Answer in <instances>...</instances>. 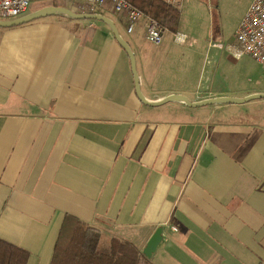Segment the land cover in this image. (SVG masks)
Segmentation results:
<instances>
[{"label": "crops", "instance_id": "1", "mask_svg": "<svg viewBox=\"0 0 264 264\" xmlns=\"http://www.w3.org/2000/svg\"><path fill=\"white\" fill-rule=\"evenodd\" d=\"M33 23L0 26V238L50 264L72 214L141 252L161 228L152 257L171 260L155 264H264V125L239 118L249 102L147 105L106 24ZM121 35L147 100L241 98L205 90V51L173 32L151 47Z\"/></svg>", "mask_w": 264, "mask_h": 264}, {"label": "rangeland", "instance_id": "2", "mask_svg": "<svg viewBox=\"0 0 264 264\" xmlns=\"http://www.w3.org/2000/svg\"><path fill=\"white\" fill-rule=\"evenodd\" d=\"M181 6L180 23L178 31L188 37V43L196 45L205 51V90H219L236 97H247L257 94V90L264 89V69L250 55L241 59L233 58L226 50H218L209 46L211 42L220 41L224 44L234 39L240 21L252 0H178ZM59 4L68 7L74 12L81 13L80 4L75 0H33L27 12L31 13L45 6ZM111 18L121 34L130 42H137L148 47L152 43L146 39L142 32V19L136 25L133 33H128L123 16L117 12L99 10ZM33 20V24H47L57 20L61 25L81 27L85 31L89 24H96L107 28L105 23L94 19H75L66 15H50ZM73 30V29H72ZM183 60V57H180ZM177 61L165 62L176 66ZM252 93V94H251ZM249 94V95H248ZM244 108L247 112L240 116L243 121L255 122L264 125V99H252ZM152 264L170 258L160 257V250L154 257L149 258Z\"/></svg>", "mask_w": 264, "mask_h": 264}, {"label": "trees", "instance_id": "3", "mask_svg": "<svg viewBox=\"0 0 264 264\" xmlns=\"http://www.w3.org/2000/svg\"><path fill=\"white\" fill-rule=\"evenodd\" d=\"M130 2L146 15L157 19L169 31L178 32L180 11L166 0ZM29 256L27 249L0 238V264H27ZM50 264L152 263L132 242L108 235L77 216L67 214L60 227Z\"/></svg>", "mask_w": 264, "mask_h": 264}, {"label": "built area", "instance_id": "4", "mask_svg": "<svg viewBox=\"0 0 264 264\" xmlns=\"http://www.w3.org/2000/svg\"><path fill=\"white\" fill-rule=\"evenodd\" d=\"M33 0H0V19L18 18L25 15ZM74 1V0H73ZM80 4L82 12L106 11L117 12L123 16L128 33H133L139 20L142 19V32L153 44H161L169 30L157 19L146 15L133 5L130 0H75ZM173 7H180L178 0H166ZM176 42L185 43L187 35L173 33ZM210 47L226 50L233 58L241 59L245 55L252 56L264 69V0H252L242 18L234 39L224 44L220 41L210 43Z\"/></svg>", "mask_w": 264, "mask_h": 264}, {"label": "water", "instance_id": "5", "mask_svg": "<svg viewBox=\"0 0 264 264\" xmlns=\"http://www.w3.org/2000/svg\"><path fill=\"white\" fill-rule=\"evenodd\" d=\"M50 15H66L75 19H94V20H99L105 23L112 31V33L115 36V39L117 42L122 46V48L126 51L128 54L130 61H131V67H132V72L134 76V81H135V88L137 95L142 102H144L147 105L151 106H158L167 102H173V101H181L184 102L187 105L193 106V107H198L201 105H208V104H214V103H222V104H242L246 103L248 101H251L252 99H264V94H253L244 98H234V97H218V98H213V99H208L205 101L201 102H196V103H191L189 100L181 95H171L163 100L153 102L147 100V98L143 95L140 84H139V76L137 72V67H136V57L135 53L133 52L129 42L120 34L119 29L115 22L100 13H85V12H74L73 10L63 7V6H45L43 8L37 9L31 13L25 14L21 17L12 19V20H3L0 21V26L4 27H10V26H17V25H22L28 22H31L33 20H36L38 18L50 16ZM161 231L162 229L159 228L156 230L155 234L150 238V240L147 242L145 248L143 249L142 253L149 259L152 257L153 253L156 251L160 241H161Z\"/></svg>", "mask_w": 264, "mask_h": 264}]
</instances>
